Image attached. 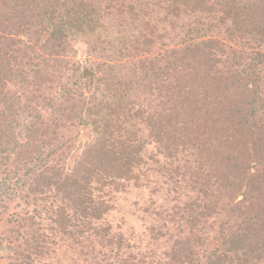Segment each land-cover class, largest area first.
Returning <instances> with one entry per match:
<instances>
[{
	"label": "trees",
	"instance_id": "obj_1",
	"mask_svg": "<svg viewBox=\"0 0 264 264\" xmlns=\"http://www.w3.org/2000/svg\"><path fill=\"white\" fill-rule=\"evenodd\" d=\"M96 1L0 0V264H264V0Z\"/></svg>",
	"mask_w": 264,
	"mask_h": 264
},
{
	"label": "rangeland",
	"instance_id": "obj_2",
	"mask_svg": "<svg viewBox=\"0 0 264 264\" xmlns=\"http://www.w3.org/2000/svg\"><path fill=\"white\" fill-rule=\"evenodd\" d=\"M106 1H107V3L110 2L114 6H116V4H117L116 0H106ZM119 1H124V3H125L126 0H119ZM92 2L94 3L95 7H97L99 5V3L97 1L95 2V0H92ZM78 44L81 48L80 53H83V45L81 43H78Z\"/></svg>",
	"mask_w": 264,
	"mask_h": 264
}]
</instances>
